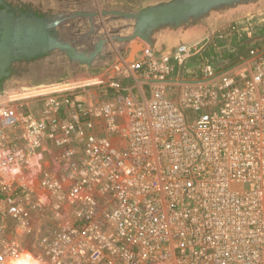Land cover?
Returning a JSON list of instances; mask_svg holds the SVG:
<instances>
[{"label": "built area", "instance_id": "obj_1", "mask_svg": "<svg viewBox=\"0 0 264 264\" xmlns=\"http://www.w3.org/2000/svg\"><path fill=\"white\" fill-rule=\"evenodd\" d=\"M255 16L145 47L111 95L0 104V264H264V48L231 61Z\"/></svg>", "mask_w": 264, "mask_h": 264}, {"label": "water", "instance_id": "obj_2", "mask_svg": "<svg viewBox=\"0 0 264 264\" xmlns=\"http://www.w3.org/2000/svg\"><path fill=\"white\" fill-rule=\"evenodd\" d=\"M136 9L132 12L102 10L99 13L57 14L52 10L49 13L39 11L29 4L13 5L0 0V104L102 84L113 75L110 72L86 82L63 83L2 96L9 91L11 82H27L31 77L47 75V58L53 54L64 55L68 61L64 74L72 75L74 67L75 75L83 68L91 71V68L107 63L116 53L107 52L105 48L114 42L129 45L124 64H132L145 47L155 55L170 54L177 46L188 44L187 40L195 35L194 30L210 25L212 21L214 26H219L211 28L210 34L232 22L262 14L264 0H150ZM96 18L132 21L131 33L124 37L117 36V31L110 32L109 37L95 35ZM77 19L87 20L89 30L79 41L91 39L90 50L79 49L77 41L67 40L60 30L66 21ZM123 51L124 48L118 49L119 54Z\"/></svg>", "mask_w": 264, "mask_h": 264}, {"label": "rangeland", "instance_id": "obj_3", "mask_svg": "<svg viewBox=\"0 0 264 264\" xmlns=\"http://www.w3.org/2000/svg\"><path fill=\"white\" fill-rule=\"evenodd\" d=\"M11 2L13 5L20 4H29L31 6L36 7L39 11L49 13V10H52L54 13H73L75 11H94L100 12L102 10H115L121 12H132L136 11L135 7H131L126 3V1L118 0L116 2L113 1V5H102L100 2H108L109 0H7ZM96 26H98L97 32L95 35H106L110 36V32L117 31V36L124 37L131 33L130 26L133 24L132 21L125 20H117V19H101L96 18L94 20ZM60 30L63 34L66 35V39L69 41H77V47L81 50H90L92 48L93 41L91 39H85L84 41H79V38L84 36L88 30L89 26L87 24V20L77 19V20H68L62 24ZM96 39V38H95ZM256 42H260L255 45V48H264V35L261 33L254 39ZM262 41V42H261ZM87 42V43H86ZM124 48L122 54L118 53V49ZM129 45H120L118 43L110 42L107 44L105 50L107 52H115L116 55L113 56L107 63L97 67V71L102 72L106 69V73L108 70L112 69L116 64H124L125 56L128 54ZM246 53L239 52L238 56H234L231 59L234 62L238 57L245 56ZM47 75H39L38 77H42L39 79L38 77H31V79L27 82H19L14 83L11 82L9 87V91H7L2 96L8 95H17L24 92H28L31 90H40L47 86H54L63 83H75V82H86L88 81L84 73L90 72L83 68V71L77 72L76 77L69 78L67 73L64 74L65 69L67 68L68 61L66 57L60 53L53 54L47 58ZM197 63V58H194L185 66V69L191 68L195 66ZM67 70V69H66ZM93 74V73H92ZM94 79H99L97 76ZM101 78V77H100ZM93 79V80H94ZM48 81H50L48 83Z\"/></svg>", "mask_w": 264, "mask_h": 264}, {"label": "crops", "instance_id": "obj_4", "mask_svg": "<svg viewBox=\"0 0 264 264\" xmlns=\"http://www.w3.org/2000/svg\"><path fill=\"white\" fill-rule=\"evenodd\" d=\"M113 1L114 0H109L108 2H100V4H102V5H113L112 4ZM115 1L118 2V0H115ZM123 1H126V3L128 5H130L131 7L138 8V7H141L144 4L148 3L150 0H123ZM155 1H158V0H155ZM261 15H264V13H262ZM255 17L258 19V17H260V16H255ZM214 23L215 22L212 21V23L210 25H205L204 27H198L196 30H194L195 35L190 37L189 40H187L188 41L187 43L196 42V41L201 40L205 36H209L211 28L219 26V25L214 26L215 25ZM220 28H222V27H220ZM220 28H218V29H220ZM262 32L263 33H261V34L264 35V30ZM223 43H224V41H221V40L220 41H213L212 47L216 49L215 50L216 52H219L218 50H220V49L222 50V49L225 48V47H223V46H225V45H223ZM259 43L260 42H256L255 40L248 41V42L244 41L243 44L241 43L242 45L241 44L238 45L237 50H238V52L242 51V52L246 53L249 49H251L253 46L255 47V45L259 44ZM174 46H175V44H174ZM126 57H127V55L124 58H126ZM75 70H76V68L73 67V70L71 71L72 75H69V78L76 77L75 76L76 74L74 75V71ZM106 72H107L106 69L103 70L102 72H100V71H97V68H91V71L87 73L88 75H86V72L84 73V75H85L86 78H89L87 80L90 81V80H93L95 78V77H92V76H97V78L106 76L109 72H111V69L108 70V73H106ZM38 78L42 79V77H38ZM49 82L50 81H48V83ZM121 83H122V86H123L124 90L131 89V87H132V86L129 85V82H127L125 80H123ZM96 85H98V84H96ZM84 88H87L90 91V93H93L94 95H96V97H101V96H105V95L106 96L107 95H111V92H109V91L108 92H104L100 88L95 87V85L84 87ZM132 94L135 96V98H140V96H141L140 92H135L134 90L132 91ZM144 95H146L145 92H144ZM55 152H56V150L51 149V153L52 154H54Z\"/></svg>", "mask_w": 264, "mask_h": 264}, {"label": "bare ground", "instance_id": "obj_5", "mask_svg": "<svg viewBox=\"0 0 264 264\" xmlns=\"http://www.w3.org/2000/svg\"><path fill=\"white\" fill-rule=\"evenodd\" d=\"M22 258H23V259H24V258H27V256L24 255ZM24 260H27V259H24Z\"/></svg>", "mask_w": 264, "mask_h": 264}]
</instances>
